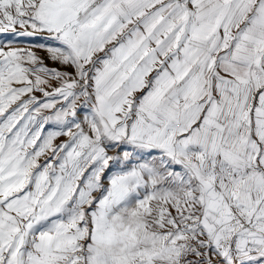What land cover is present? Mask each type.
Listing matches in <instances>:
<instances>
[{"label":"snow or ice","instance_id":"1","mask_svg":"<svg viewBox=\"0 0 264 264\" xmlns=\"http://www.w3.org/2000/svg\"><path fill=\"white\" fill-rule=\"evenodd\" d=\"M0 34V264H264V0H0Z\"/></svg>","mask_w":264,"mask_h":264},{"label":"rangeland","instance_id":"2","mask_svg":"<svg viewBox=\"0 0 264 264\" xmlns=\"http://www.w3.org/2000/svg\"><path fill=\"white\" fill-rule=\"evenodd\" d=\"M11 34H0V41H4V40H8L11 39ZM37 43H43L42 40L39 39H31V38H26V37H21L19 42H15L12 44V47H27L29 44H37ZM7 50V49H6ZM33 51H35V53L37 54V56L41 57L45 64L49 67H59V65L54 64L52 61H50L48 59V54H44V50L39 48V47H34L32 49ZM70 71V69H68ZM67 140V137H60L56 143H60L62 141ZM41 162H43V158H41Z\"/></svg>","mask_w":264,"mask_h":264},{"label":"crops","instance_id":"3","mask_svg":"<svg viewBox=\"0 0 264 264\" xmlns=\"http://www.w3.org/2000/svg\"><path fill=\"white\" fill-rule=\"evenodd\" d=\"M44 54H47V52H46V51H44Z\"/></svg>","mask_w":264,"mask_h":264}]
</instances>
